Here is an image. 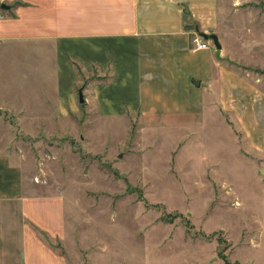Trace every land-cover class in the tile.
Instances as JSON below:
<instances>
[{
  "label": "rangeland",
  "instance_id": "374dc122",
  "mask_svg": "<svg viewBox=\"0 0 264 264\" xmlns=\"http://www.w3.org/2000/svg\"><path fill=\"white\" fill-rule=\"evenodd\" d=\"M198 3L200 22L186 14L190 40L217 35L221 48H206L255 88L264 118V0H213L210 15ZM9 10L0 8L3 264H24L23 248L34 255L40 244L63 264H264V133L247 134L215 90L199 115L168 93L132 114L138 88L121 81L115 53L8 37Z\"/></svg>",
  "mask_w": 264,
  "mask_h": 264
},
{
  "label": "crops",
  "instance_id": "0c3cea01",
  "mask_svg": "<svg viewBox=\"0 0 264 264\" xmlns=\"http://www.w3.org/2000/svg\"><path fill=\"white\" fill-rule=\"evenodd\" d=\"M18 1L23 3L11 5L9 12L15 17L4 21L3 26L8 25L9 31L3 34L38 37L53 43L56 52L64 51L70 40L73 44L87 43L97 52L101 47L98 44H103L106 52L116 54L118 74L124 85L130 86L133 82L138 88L135 89L136 105L130 106L132 114H136L137 109L144 113L150 106L148 98L158 102L162 93H168L171 99L178 95L187 97L191 104L187 110L199 115L201 102L207 98V93L215 90L221 108L233 111L247 134L261 136L264 133V118L256 115L261 108L255 106L259 100L255 88L220 64L211 48H190L191 28H187L185 19L189 16L200 22L199 10L194 7L201 2L210 15L213 0ZM199 54H205L204 63L195 60ZM68 71L63 61L60 83L63 91L69 89L68 98L72 102L74 91L70 89ZM56 83L58 102L66 104L68 101L61 98L59 79ZM170 87L174 89L168 90ZM247 91L253 92V98ZM0 238V264H3L1 229ZM38 246L34 255L23 248L24 264H63L49 247Z\"/></svg>",
  "mask_w": 264,
  "mask_h": 264
},
{
  "label": "water",
  "instance_id": "95a60500",
  "mask_svg": "<svg viewBox=\"0 0 264 264\" xmlns=\"http://www.w3.org/2000/svg\"><path fill=\"white\" fill-rule=\"evenodd\" d=\"M10 5L8 4H5V3H1L0 4V8L1 9H4V10H8L10 9ZM200 36H202V38L206 39V40H211L212 43H213V46L216 48V49H220L221 48V44L218 40V37L216 34L214 33H211V34H207V33H200ZM79 101L80 102H83V97H82V93L79 91ZM121 156V154L119 155ZM260 173L262 174V176L264 177V171L263 170H260Z\"/></svg>",
  "mask_w": 264,
  "mask_h": 264
},
{
  "label": "built area",
  "instance_id": "2783aa9c",
  "mask_svg": "<svg viewBox=\"0 0 264 264\" xmlns=\"http://www.w3.org/2000/svg\"><path fill=\"white\" fill-rule=\"evenodd\" d=\"M191 43L194 48H206L208 46L206 39L196 35V33L191 37Z\"/></svg>",
  "mask_w": 264,
  "mask_h": 264
}]
</instances>
